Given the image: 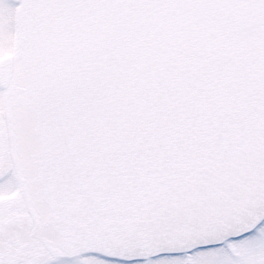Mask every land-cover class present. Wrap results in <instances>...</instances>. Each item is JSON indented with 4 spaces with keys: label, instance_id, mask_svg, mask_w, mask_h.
I'll return each instance as SVG.
<instances>
[{
    "label": "snow or ice",
    "instance_id": "obj_1",
    "mask_svg": "<svg viewBox=\"0 0 264 264\" xmlns=\"http://www.w3.org/2000/svg\"><path fill=\"white\" fill-rule=\"evenodd\" d=\"M0 264H264V0H0Z\"/></svg>",
    "mask_w": 264,
    "mask_h": 264
}]
</instances>
